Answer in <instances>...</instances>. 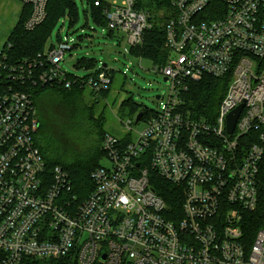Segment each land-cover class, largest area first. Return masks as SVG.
Here are the masks:
<instances>
[{
  "label": "built area",
  "instance_id": "1",
  "mask_svg": "<svg viewBox=\"0 0 264 264\" xmlns=\"http://www.w3.org/2000/svg\"><path fill=\"white\" fill-rule=\"evenodd\" d=\"M20 1L31 5L24 25L32 30L45 19L46 0ZM100 3L108 31L124 34L129 48L142 43L147 11L135 0L94 1ZM172 6L166 63L154 65L166 77L167 99L143 127L134 124L144 115L124 121L126 137L104 135L110 165L92 171L94 188L83 199L76 201L67 172L48 167L36 146L30 95L10 85L0 92V264H264V211L249 215L259 208L264 154V0H173ZM74 44L58 41L25 58L11 67L13 77L106 90L107 64L83 75L61 66ZM204 75L229 79L214 117L184 107L189 82ZM239 106L230 133L227 116ZM151 173L178 186L177 213L151 187Z\"/></svg>",
  "mask_w": 264,
  "mask_h": 264
},
{
  "label": "trees",
  "instance_id": "2",
  "mask_svg": "<svg viewBox=\"0 0 264 264\" xmlns=\"http://www.w3.org/2000/svg\"><path fill=\"white\" fill-rule=\"evenodd\" d=\"M94 1L96 0H85L84 12L88 11L96 24L106 26L103 13L104 4L94 5ZM172 2L173 0H135L137 9L148 12L150 27L144 30L142 43L129 48L130 54L140 59H148L153 65L166 63L168 52L164 46L165 27L168 20L176 15ZM30 14L31 5L22 3L19 17L0 50V92L8 89L10 85L12 89L21 90L30 95L38 120V129L35 134L36 146L48 167L60 166L67 172L72 185V194L75 195L76 201H79L94 188L91 173L100 166L99 156L104 153L101 143L104 135L108 133L103 128V118L94 117V105L98 102V94L92 91L94 98L90 104L84 97L86 87L81 88L75 84L70 89H66L58 84L42 85L31 82L22 84L21 80L13 77L11 69L25 58L36 57L43 51L52 28L60 19L68 21L69 27L73 26L78 18L77 3L76 0H46L45 19L32 30H27L24 24ZM62 23L65 22L62 21ZM107 34L111 36L113 32L108 31ZM76 45L75 43L73 47ZM95 64V59L85 56L79 57L75 63L78 68H88ZM111 78H113L112 73ZM228 83V77L215 78L209 75L190 81L187 91L182 96L185 109L199 117H214ZM110 85L100 94L107 92ZM122 106L136 115L142 111L144 116H149L152 112L151 109L140 107L130 98L125 99ZM80 126L87 129V135L91 134L90 138L93 142L89 138L90 146L88 147H74L70 144V140L66 139L68 129ZM59 138L66 140L58 145ZM258 178L260 203L257 211L249 214L251 216L264 211V154L260 162ZM150 182L153 190L164 200L168 208L177 213L182 202L178 186L154 173H151ZM260 224L258 221L254 222L252 227H248L250 235ZM61 263L67 264L68 262L40 259L32 261V264Z\"/></svg>",
  "mask_w": 264,
  "mask_h": 264
},
{
  "label": "rangeland",
  "instance_id": "3",
  "mask_svg": "<svg viewBox=\"0 0 264 264\" xmlns=\"http://www.w3.org/2000/svg\"><path fill=\"white\" fill-rule=\"evenodd\" d=\"M78 18L73 26L69 27L68 21L60 19L51 30L43 50L50 44L68 40L69 44L77 45L64 53L61 66L76 75L94 73L99 64L106 63L112 68V83L107 92L98 94V102L94 105V117L103 118V128L106 132L124 138L127 131L123 122L127 119L134 121L136 114L122 106V102L130 98L140 107L156 110L160 101H166L168 83L161 73L154 71V65L148 59H140L129 53V45L124 34L117 31L109 36L108 28L98 25L87 11L85 0H76ZM22 2L20 0H0V50L3 48L7 37L15 25ZM62 21L65 23L63 24ZM88 57L96 60L95 66L78 68L75 63L79 57ZM89 88L84 89L86 102H92L94 96ZM159 95L161 99L156 98ZM144 116L137 124L136 129L143 127ZM83 126L68 129L66 139L74 147H88L91 134L86 133ZM134 132H132L133 136ZM66 139L59 138L58 145ZM91 139V138H90ZM92 140V139H91ZM93 142V140H92ZM99 163L103 166L110 165V160L104 153L99 156ZM72 264H76L74 261Z\"/></svg>",
  "mask_w": 264,
  "mask_h": 264
},
{
  "label": "water",
  "instance_id": "4",
  "mask_svg": "<svg viewBox=\"0 0 264 264\" xmlns=\"http://www.w3.org/2000/svg\"><path fill=\"white\" fill-rule=\"evenodd\" d=\"M164 80H166V77H164ZM156 98H159V95L156 96ZM242 106H239L237 109H235L234 111H232L228 116H227V131L228 132H232L236 119L240 113ZM143 116V112L140 111L137 113V115L135 116L134 122L137 123ZM104 258V257H103Z\"/></svg>",
  "mask_w": 264,
  "mask_h": 264
}]
</instances>
